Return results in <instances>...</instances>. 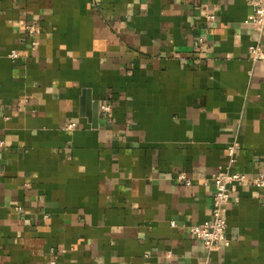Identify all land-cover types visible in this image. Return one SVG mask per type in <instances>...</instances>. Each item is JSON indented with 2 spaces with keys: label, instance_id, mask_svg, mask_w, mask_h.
<instances>
[{
  "label": "crops",
  "instance_id": "crops-1",
  "mask_svg": "<svg viewBox=\"0 0 264 264\" xmlns=\"http://www.w3.org/2000/svg\"><path fill=\"white\" fill-rule=\"evenodd\" d=\"M252 11L246 0H0V264H264L262 188L231 185L229 244L208 252L191 232L212 216L229 146L235 170L264 172Z\"/></svg>",
  "mask_w": 264,
  "mask_h": 264
},
{
  "label": "built area",
  "instance_id": "built-area-1",
  "mask_svg": "<svg viewBox=\"0 0 264 264\" xmlns=\"http://www.w3.org/2000/svg\"><path fill=\"white\" fill-rule=\"evenodd\" d=\"M253 11L246 18L245 22L251 24L257 33L258 37L250 45L249 51L252 58L255 60L264 58L263 39H264V0H246ZM207 18L213 20L215 14H207ZM28 29L31 33L35 31V26L30 25ZM10 56L16 58L19 56L17 50H12ZM102 110L108 114L112 111L110 104H103ZM76 122L67 123L66 129H75ZM239 148L238 142H235L228 148V161L219 167L213 174L212 182L215 186L213 195V209L212 216L198 224L191 227L192 234L202 241L206 251L211 252L221 243L229 244L227 235V208L231 201V185L233 183H249L258 188L264 189V172H258L255 175H249L245 172H240L234 169V164L237 160L236 152ZM178 178L181 181H186L191 184V180L183 173H180ZM55 264V261L52 262ZM199 264H206L204 262Z\"/></svg>",
  "mask_w": 264,
  "mask_h": 264
},
{
  "label": "water",
  "instance_id": "water-1",
  "mask_svg": "<svg viewBox=\"0 0 264 264\" xmlns=\"http://www.w3.org/2000/svg\"><path fill=\"white\" fill-rule=\"evenodd\" d=\"M85 105V110L87 111V115L91 118L93 126H98L99 121V113H100V103L99 101L95 100L92 102V99L90 97H87L86 100H83ZM90 102L93 105V112H90Z\"/></svg>",
  "mask_w": 264,
  "mask_h": 264
}]
</instances>
